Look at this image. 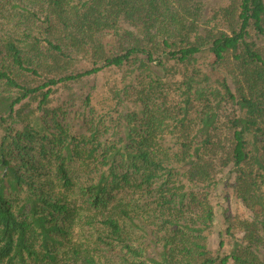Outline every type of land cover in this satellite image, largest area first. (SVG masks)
Returning a JSON list of instances; mask_svg holds the SVG:
<instances>
[{
	"label": "trees",
	"instance_id": "obj_1",
	"mask_svg": "<svg viewBox=\"0 0 264 264\" xmlns=\"http://www.w3.org/2000/svg\"><path fill=\"white\" fill-rule=\"evenodd\" d=\"M0 264H264V0H0Z\"/></svg>",
	"mask_w": 264,
	"mask_h": 264
},
{
	"label": "rangeland",
	"instance_id": "obj_2",
	"mask_svg": "<svg viewBox=\"0 0 264 264\" xmlns=\"http://www.w3.org/2000/svg\"><path fill=\"white\" fill-rule=\"evenodd\" d=\"M209 5L224 3L227 0H205ZM111 74V73H110ZM110 76V75H109ZM105 78V77H104ZM102 77V80L104 79ZM103 95L102 92L99 93V96ZM102 97V96H101ZM226 175L224 174L223 177L219 180L217 188L214 190L213 200L216 202L217 209L220 210L221 208H229V210L233 213H238L241 216L249 217L250 211H248L239 201H237L233 194L228 191V188L225 186V179ZM218 204V206H217ZM222 228V221L221 217L217 216L215 225L213 227V231L211 234V244L214 249L218 248V239L219 235L218 232ZM228 250V246H226Z\"/></svg>",
	"mask_w": 264,
	"mask_h": 264
}]
</instances>
